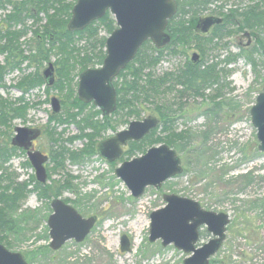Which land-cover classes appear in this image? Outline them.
Here are the masks:
<instances>
[{"label":"rangeland","instance_id":"1","mask_svg":"<svg viewBox=\"0 0 264 264\" xmlns=\"http://www.w3.org/2000/svg\"><path fill=\"white\" fill-rule=\"evenodd\" d=\"M62 1L70 3L73 0ZM229 1L227 7H245L258 0ZM210 14L207 11L202 17ZM101 34L108 35L104 30ZM249 38L254 45L257 40L255 35L248 37L244 31L237 30L213 46L212 50L215 51L212 52L215 53L211 55L224 57L229 51L236 53L239 47H246ZM219 44L222 46L218 48ZM224 47L229 50L221 51ZM195 51L198 52L192 45L182 48L183 55L175 57L167 54L157 73L162 74L183 66ZM217 57L214 59L218 60ZM3 62L4 57L0 54V65ZM220 67H224V77L229 74L228 87L222 92V109L209 110L216 102L214 94L219 86L208 88L205 97L192 96L185 100V117L178 120L177 131H191L194 149L180 154L184 166L182 174L167 180L158 189L149 186L143 195L134 197L115 173L123 162L122 158L113 161L115 164L96 156L79 164L67 161L66 172L76 177L73 184L77 186V191H66L63 197L77 200L78 210L84 217L96 215V226L83 242L71 240L61 249L55 251L50 248V251L45 248L50 243L46 222L49 213L47 203L31 195L19 211L13 213L17 223L6 234L12 244L10 249L24 254L30 264H183L187 253L174 245L163 247L160 240L154 243L149 241L151 213L165 206L164 194L176 193L199 201L205 209L223 212L229 217L226 239L209 264H264V152L259 150L257 129L250 114L258 95L264 89V60L259 61L257 71L244 59L229 66L222 63ZM29 71L32 70L24 73ZM22 74L16 71L6 76L5 86L0 89L4 98L14 102L19 99L22 93L14 86ZM52 96L62 99L56 91H51L48 96L42 89L25 95L27 102L35 106L27 109L25 119L8 120L7 125H0L2 143L10 142L17 126L40 127L44 132L36 146L44 153H49L53 145L49 131H46L49 128L61 133L64 140L78 134L79 130L75 126L49 123L52 107L47 99ZM170 98H173V93ZM142 107L141 119L155 114L153 104H142ZM127 126L122 124L118 130ZM205 132H208V138H204ZM112 135L114 131H107L99 141ZM66 144L73 149L84 145L81 141ZM198 149L203 151L202 156L197 157ZM139 155L141 153L133 157ZM27 159L25 153L14 157L11 162L12 169L23 178L32 174L26 165ZM46 167L49 172L52 164L49 162ZM64 176L65 172L54 173L52 179L62 180ZM78 199L84 200L82 204ZM29 211H37L35 219L29 216ZM123 235L130 239V252L121 250ZM209 239L210 234L207 233L199 244Z\"/></svg>","mask_w":264,"mask_h":264},{"label":"trees","instance_id":"2","mask_svg":"<svg viewBox=\"0 0 264 264\" xmlns=\"http://www.w3.org/2000/svg\"><path fill=\"white\" fill-rule=\"evenodd\" d=\"M12 2L15 8L4 21L9 25L2 27L0 25V53L5 56V64L0 65V81L6 69L12 71L20 67L19 65L25 60L39 67L51 52L54 53L57 80L53 87L47 89L58 90L63 94L61 96L63 113H51L49 123L57 126H75L79 133L64 140L61 133L47 128L46 131H49V138L53 142L50 149L53 165L48 172L49 182L46 185L40 184L35 176H32L29 182L19 181V174L7 166L10 160L19 156L18 148L11 146L9 140L0 145V242L8 247L12 244L6 234L12 231L17 223L13 213L19 211L30 194V184L34 185L33 190L42 200L58 197L65 191H77V186L73 184L76 177L66 172L65 163L67 161L84 163L98 156L99 139H102L107 131H117L120 125L128 124L133 118L140 119L143 112L142 104H153V110L159 116L160 124L142 141L131 142L124 152L123 160L132 158L138 153L142 154L149 147L160 143L175 147L180 154L185 153L191 149L193 135L191 131H177V123L185 117H183L186 108L184 98L190 95L188 90H193L204 97L208 88L219 86L214 95L216 104L222 105V92L228 87V82L223 81L221 72L223 69L217 63L207 64L203 61L195 66L189 64L186 68L175 72L156 73L166 55V50H157L148 41L139 50L135 60L120 72L115 82L118 91L117 110L111 116L103 115L100 110L93 106L92 109L90 105L82 103L78 99L76 89L79 74L84 68L103 64L106 36L101 32L104 30L110 34L116 28L113 17L107 13L84 30L70 32L67 27L73 3L62 0H0L1 6ZM177 2L178 11L169 21L167 28L172 34L173 45L168 51L173 47L175 51L171 52L177 54L176 52L182 51V48L193 45L202 56L207 55L220 40L233 34L231 28L234 26L242 31L247 29L257 36V42L249 47H241V55L234 60L243 57L255 70L259 61L264 60V0H258L243 8H230L228 13L225 9L229 0H177ZM206 11L222 15L225 20V23L216 26L209 36L201 35L196 30L198 17ZM41 12L46 13L47 20L33 31V38L27 41L30 45V53L26 54L21 41L25 32L9 30L10 24L28 18L38 19ZM221 46L222 44H219L218 48ZM227 75L229 76L228 73ZM227 75L225 74V77H228ZM39 85H45L39 71L32 75H23L17 83V87L24 92ZM178 85H182L183 88L177 90ZM171 93L173 98H170ZM18 103L20 100L8 106L6 101L0 100V125H7L8 120L25 119L27 109L35 106L28 102L25 105ZM204 138H208V132L204 133ZM76 141L83 142V147L73 149L66 144V142L73 144ZM26 162L29 164L28 160ZM60 172H65L62 180L52 179L54 173ZM78 201L82 204L84 200L78 199ZM73 203L78 207L77 200ZM29 212V216L35 219L37 211L30 212L31 214ZM40 220L39 215L38 221ZM205 234V231L201 232V236ZM45 248L50 250L49 246Z\"/></svg>","mask_w":264,"mask_h":264},{"label":"water","instance_id":"3","mask_svg":"<svg viewBox=\"0 0 264 264\" xmlns=\"http://www.w3.org/2000/svg\"><path fill=\"white\" fill-rule=\"evenodd\" d=\"M110 8L118 20V27L107 39V56L99 68L84 71L79 79V96L85 102L94 103L103 109L105 115L112 114L117 108V95L112 79L134 59L142 44L152 39L158 48L171 41L166 31L169 20L177 12L176 0H79L74 6L73 17L68 23L71 31L82 30L90 23L103 17ZM220 18L207 17L198 27L207 32ZM53 66L45 71L50 84ZM54 113L61 111L59 98L52 99ZM252 123L257 128L260 142L259 150L264 152V92H261L251 109ZM159 119L149 115L142 120H133L128 127L118 131L113 137L101 141L99 154L109 161H115L123 154V146L129 141L142 140L157 127ZM12 145L24 148L36 170V178L45 183L48 172L45 163L49 156L40 150H32L33 141L40 137V128L17 126ZM183 172L182 160L168 144L153 146L148 151L131 160L123 162L116 175L121 178L134 197L144 194L146 187L160 188L162 184ZM166 205L151 213L149 240L162 239V246L174 243L175 247L190 253L184 264H209L210 259L221 249L225 239L229 217L227 214L206 210L201 203L178 194H165ZM54 213L48 219L50 236L49 246L59 250L67 240L76 238L83 241L90 233L98 217L83 218L73 207L57 199L52 202ZM205 226L211 238L198 245L200 230ZM122 251H131L130 239L123 235ZM0 264H28L19 252H12L0 242Z\"/></svg>","mask_w":264,"mask_h":264},{"label":"bare ground","instance_id":"4","mask_svg":"<svg viewBox=\"0 0 264 264\" xmlns=\"http://www.w3.org/2000/svg\"><path fill=\"white\" fill-rule=\"evenodd\" d=\"M15 1H22V0H15ZM78 1L79 0H73V1H71L70 3H73V8H74V6L78 3ZM176 2H177V0H176ZM229 3H230V1H229ZM228 3V4H229ZM254 2H252V3H249V4H253ZM248 4V5H249ZM261 4H262V2H261ZM177 5H178V2H177ZM228 5H226V8L227 9H225V12L226 13H228V9H230V8H235V7H238V6H234V7H232V6H230V7H227ZM247 6V5H246ZM245 6V7H246ZM14 8H15V5H14V3L12 2V3H5L3 6H1V4H0V15H2V16H0V25H1V27L3 26V25H9L8 23H5L4 21L7 19V16L9 15V14H11L12 13V11L14 10ZM239 8H243V7H240L239 6ZM18 10V9H17ZM73 10V9H72ZM177 11H178V8H177ZM207 12V11H206ZM210 13H212L211 11H209ZM107 13H109L112 17H113V19H114V21H115V26H116V28L118 27V20H117V18H116V16L111 12V9L110 8H108L107 9V11H106V13H105V15L107 14ZM177 13V12H176ZM205 13V12H204ZM203 13V14H204ZM203 14H201L199 17H198V19H197V23H196V30H197V32L199 33V34H201V35H210L211 33H212V31H213V29L216 27V26H220V25H223L224 23H225V20H224V16H222V15H218V14H214V13H212V14H210V15H208V16H204V17H202V15ZM104 15V16H105ZM72 17H73V12H72V14H71V18H70V20L72 19ZM207 17H214V18H220L222 21L220 22V23H215V24H213L212 26H211V28L207 31V32H203L199 27H198V24L201 22V20H204V19H206ZM47 20V15H46V13H44V12H41L40 13V15H39V17H38V19H36V18H28L27 20H24V21H19V22H14V23H11L10 25H11V27L9 28V30H13V31H24L25 32V36L24 37H22L21 38V41L23 42V47L25 48V53L26 54H29L30 53V45H29V42H27L28 40H31L32 38H33V31L36 29V28H38L42 23H44L45 21ZM69 20V21H70ZM2 22H4V24L2 23ZM69 23V22H68ZM90 25V24H89ZM88 25V26H89ZM87 27V26H86ZM85 27V28H86ZM68 28V27H67ZM84 28V29H85ZM115 28V29H116ZM84 29H82V30H84ZM114 29V30H115ZM68 30H69V28H68ZM82 30H76V31H71V30H69L70 32H78V31H82ZM113 30V31H114ZM231 30H232V33H235L237 30H240V28H238V27H232L231 28ZM112 31V32H113ZM112 32L110 33V34H108L107 36H106V42H105V47H104V51H105V58H106V56H107V39L110 37V35L112 34ZM244 32L246 33V35L248 36V37H250V35H252L251 34V31H247V29L246 30H244ZM250 34V35H249ZM232 35V34H231ZM253 35H255V34H253ZM255 37H257L256 35H255ZM151 42L153 45H154V47L157 49V50H166L165 51V53H166V55L167 54H170V55H172V56H175V57H177L178 55H183L182 54V51H180V52H176L177 54H174L173 52H171V51H175L174 49H173V47L171 48V51H168L169 49L168 48H170L171 46H173L172 44H171V41L165 46V47H163V48H158L155 44H154V42H153V40L152 39H148V40H146L143 44H142V46L146 43V42ZM249 41H250V43H251V39L249 38ZM256 42H257V40H256ZM255 42V43H256ZM142 46L140 47V49L142 48ZM139 49V50H140ZM239 51L238 52H236V53H232L231 51H229V53H228V55H226V56H224V57H222V55H219L218 57L216 56V55H211V53H213L212 51H215V50H211V51H209L208 53H207V55H201V53H200V51L198 50V52L197 51H195V52H193V54H192V56H191V59L189 58V60H187L185 63H184V65L183 66H179L178 68H176V69H173V70H170L169 72H175V71H177L178 69H184V68H186L189 64H191V65H197L198 63L199 64H201L203 61H206V63L207 64H225V66H229L230 64H232L235 60V58L236 57H238L239 55H241L240 53H241V47H239ZM139 50L137 51V53H136V55H135V57H134V59L133 60H131L128 64H127V66L131 63V62H133L134 60H135V58H136V56H137V54H138V52H139ZM220 50V49H219ZM222 50H229V48L228 47H224V48H221V51ZM217 52V51H216ZM215 53V52H214ZM213 53V54H214ZM1 54V53H0ZM3 57H4V62H3V65L5 64V56L3 55V54H1ZM166 55H165V57H166ZM164 57V58H165ZM212 57V58H211ZM216 57L218 58V60H215L216 59ZM163 58V59H164ZM215 58V59H214ZM219 58H221V59H219ZM52 59H54V53H50V55H48V58H46V59H44L43 61H44V63H42V65H40L39 67L37 66V65H31V62L29 61V60H25L23 63H21L19 66L20 67H16L14 70H12V71H9L8 69H6L5 70V72L3 73V76H2V80L0 81V89L1 88H3L5 85V78H6V76L7 75H9V74H12V73H15L16 71H18L20 74H22V76L23 75H32V74H34L35 72H37V71H39L41 74H42V76H43V78H44V81H45V85H39V86H36V87H33V88H30V89H28V91H26V92H24V90H21V89H19L18 87H17V84L14 86L15 88H17L22 94L20 95V97H19V99L18 100H20V103H19V105H25L26 103H27V99L25 98V95H27L28 93H30L31 91H33V90H36V89H38V90H43L48 96L50 95V92L51 91H54V89L53 90H48L47 89V87H53V85H54V83H55V81L57 80V66L55 65V63H54V61H52ZM239 59H244L243 57H239L237 60H239ZM236 60V61H237ZM163 61V60H162ZM162 61H161V63H162ZM235 61V62H236ZM244 61L246 62V60L244 59ZM48 64L46 67H45V69H43V71H41V68L42 67H44L45 66V64ZM161 63H160V65H161ZM247 63V62H246ZM247 64H249V65H251V67L253 68V66H252V64H250V63H247ZM50 65H52L53 66V71H52V74H51V76L50 77H52L53 78V84H50L49 83V81H48V79L49 78H47L46 76H45V71L50 67ZM159 65V66H160ZM80 67V66H79ZM97 67V66H96ZM91 68H94V66L93 65H89L88 67H86V68H84V70L79 74V76L84 72V71H86V70H88V69H91ZM223 70H224V67H221ZM33 69H35V70H33ZM81 69V68H80ZM26 70H32V71H29V72H27V73H24ZM253 70L254 71H257V69L255 70L254 68H253ZM221 72H222V70H221ZM156 73H157V70H156ZM120 74V73H119ZM119 74H117L113 79H112V84H113V87H114V89H115V91H116V95H117V108H118V91H117V88H116V86H115V82L117 81V78H118V76H119ZM227 75V74H226ZM21 76V77H22ZM222 76H223V81L225 82V83H227V79H228V77L226 78V81H225V77H224V75H223V73H222ZM20 80V79H19ZM225 83H223V85L225 84ZM183 87H182V85H178V86H176V89L178 90V89H182ZM78 90H79V86L77 87V89H76V93H77V96H78V99L82 102V103H84V104H87V105H90V108H92V109H97V110H100L101 111V113L104 115L105 113L103 112V109L101 108V107H99V106H97L95 103H94V101H91V102H85V101H83L81 98H80V96H79V92H78ZM56 92L57 93H59V95H63V94H61V92L60 91H58V90H56ZM188 92H189V94L190 95H187L185 98H184V101L186 100V99H188L189 97H203L201 94H196L193 90H188ZM205 97V96H204ZM53 98H59L58 96H52L51 98L50 97H48V102H50V104H52V99ZM0 100H3V101H6V103H7V105L9 106L10 105V103L12 104V103H14V101H12V100H9V99H7V98H4L2 95H1V93H0ZM186 102V101H185ZM256 103V102H255ZM94 108H93V107ZM254 106V105H253ZM252 106V107H253ZM117 108H116V110H117ZM217 109H222V105H217L216 104V102L213 104V107H211L209 110H214V111H216ZM252 109V108H251ZM115 110V111H116ZM114 111V112H115ZM250 114H251V110H250ZM156 117L157 118H159V116H157L156 115ZM251 120H252V116H251ZM178 124V123H177ZM23 127H28V128H32L31 126H23ZM258 137V136H257ZM171 148L173 149V150H175L178 154H180L179 152H178V150L175 148V147H172L171 146ZM190 148L191 149H194V147H193V145H191L190 146ZM27 151L24 149V148H20L19 147V149H18V154L20 155V154H25ZM202 150L201 149H198L197 150V157H199V156H202ZM96 157H99V156H96ZM100 158V157H99ZM12 161L10 160L8 163H7V166H10L11 167V169L13 168V166L11 165L12 163H11ZM29 162V164L26 162V165L28 166V168H30L31 169V171H32V174H30L29 175V177H26V178H23V177H20V175H19V178H18V180L19 181H21V182H29L30 180H31V177L32 176H35L36 177V170H35V167L33 166V164H32V162L29 160L28 161ZM51 163V157L49 158V160L45 163V164H47V163ZM52 164V163H51ZM53 165V164H52ZM183 173V172H182ZM55 180V179H54ZM40 184H42V185H46V182L45 183H42V182H39ZM29 189L31 190V192H30V194L28 195V197L26 198V200L25 201H27L28 199H29V197L31 196V195H36V197H37V199L38 200H40L41 202H45V203H47V209H48V211H49V213H48V215H47V217H46V222H47V226H48V234H49V237H50V240H52V238H51V236H50V227H49V225H48V219H49V217L54 213V209H53V207H52V202L54 201V200H57V199H59V200H61V201H63L66 205H69V206H71V207H73V208H75L78 212H79V210H78V207H77V205L76 204H74L73 203V201H75V200H72V199H68V198H64L63 197V194L66 192H63L62 193V195H60V196H58V197H51L50 199H48V200H42V199H40L39 197H38V194H37V192L36 191H34L33 189H34V185L33 184H30L29 185ZM24 201V202H25ZM206 210H209V209H206ZM33 211V210H32ZM212 211H214V210H212ZM215 212H217V211H215ZM80 213V212H79ZM217 213H220V212H217ZM80 215L83 217V218H89V217H84L81 213H80ZM91 217V216H90ZM97 222H98V219L96 220V222H95V224H94V226L92 227V229H91V231L93 230V228L96 226V224H97ZM144 223H141V225H143ZM140 225V226H141ZM91 231H90V233H91ZM71 240H74L75 242H77V243H81V242H83V241H81V242H78L77 240H76V238H71V239H69V240H67L66 242H68V241H71ZM151 242V241H150ZM151 243H154V242H151ZM5 247H6V249H8V250H10V251H12L10 248L11 247H8L7 245H5V244H3ZM132 249V248H131ZM12 252H15V251H12ZM19 253H21V252H19ZM22 254V253H21ZM23 255V257L25 258V260H26V262L28 263V264H30L29 262H28V260H27V258H26V256H24V254H22Z\"/></svg>","mask_w":264,"mask_h":264},{"label":"flooded vegetation","instance_id":"5","mask_svg":"<svg viewBox=\"0 0 264 264\" xmlns=\"http://www.w3.org/2000/svg\"><path fill=\"white\" fill-rule=\"evenodd\" d=\"M43 132H44V131H43V129H42V132H41L40 137L37 138V139H35V140L33 141L32 150H40L42 153H44L43 150L39 149L38 146H36L38 140H39L40 138H42ZM1 139H2V138H1ZM130 143H131V142L129 141V142L124 146V149H125L126 147L128 148V146L130 145ZM44 154H48V155L51 157L50 152H49V153H44ZM121 158L123 159V155L121 156ZM210 238H211V236H210Z\"/></svg>","mask_w":264,"mask_h":264}]
</instances>
